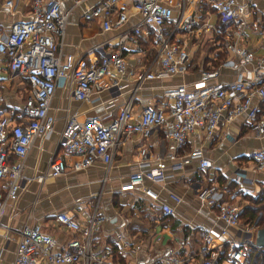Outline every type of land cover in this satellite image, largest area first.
I'll list each match as a JSON object with an SVG mask.
<instances>
[{"label":"built area","instance_id":"1","mask_svg":"<svg viewBox=\"0 0 264 264\" xmlns=\"http://www.w3.org/2000/svg\"><path fill=\"white\" fill-rule=\"evenodd\" d=\"M13 1L3 0V4L11 7ZM80 1L73 0V4ZM210 3L222 22L234 19L229 33L194 11H186L184 0H97L84 5L80 11L82 20L97 19L102 29L117 28L124 23L126 4L139 16L136 22L118 31L116 48L100 56L60 49L69 8H63L59 0H29L28 16L12 20L7 29H0V62L3 61L9 74L26 80L20 121L12 122L8 111L0 109V216L4 204L14 200L22 186L23 159L32 139L37 134L46 138L52 130L54 115L49 111V101L55 88L67 81L72 96L82 100L88 99L94 89L118 86L122 74L134 80L131 92L139 88L143 79L179 75L187 66L188 48L184 39L178 40L177 33L214 35L225 56L213 66L201 69L188 82L180 80L165 85L162 95L166 103L155 105L146 101L133 120L129 109L132 93L105 123L94 114L78 118L74 112L65 113L59 134L60 154L50 158L49 175L63 172L67 166L79 169L97 159L104 169L103 180L112 156L133 132L145 139L155 130L170 143V149L148 157L142 143L134 167L117 188L135 191L150 202L158 201L159 209L170 213L173 206L158 199V189L171 173L195 161L197 173L203 176L202 171L211 164L200 146L182 150L191 134L206 139L222 122L241 117L254 135L264 137V52H253L239 41L242 15L249 0H210ZM135 35H143L152 52L143 67L136 69L127 66V55L121 49ZM235 66L238 68L232 78L209 80L221 67ZM10 154L13 155L9 157ZM66 155L77 157L66 159ZM248 156L264 181V142L249 150ZM161 159L168 163L162 164ZM233 178L238 182L239 173ZM193 190L198 207L211 211L210 223L200 227L199 243L193 252L177 253L178 242L159 257L158 264H241L252 247L264 252V247L254 243L256 226L240 220L236 200L217 198L215 181L197 182ZM165 195L173 202L182 200L171 190ZM53 218L72 232L61 247L54 249L53 236L43 231L39 222H24L17 229L11 264H113L107 253L93 248L92 233L101 220L96 204L84 221L64 210L54 211ZM144 264L153 263L149 260Z\"/></svg>","mask_w":264,"mask_h":264},{"label":"crops","instance_id":"2","mask_svg":"<svg viewBox=\"0 0 264 264\" xmlns=\"http://www.w3.org/2000/svg\"><path fill=\"white\" fill-rule=\"evenodd\" d=\"M59 1L63 8H69L60 45L63 52L90 56L107 53L116 48L118 31L136 22L139 17L133 7L126 4L127 18L124 23L117 28L102 29L97 19L84 21L80 17L81 8L97 0H81L77 4H73V0ZM184 2L186 11H194L199 17L207 18L216 26L224 27L226 31L234 25V19L225 22L219 19L210 0ZM28 11L29 0H14L11 7H6L3 0H0V29H7L12 20L26 18ZM242 17L244 22L239 37L241 45L253 52H264L263 0H249L248 8ZM176 36L178 40L184 39L188 48L187 66L179 75L143 79L139 88L131 92L134 80L128 74H122L118 86L94 89L88 99L82 100L72 96L67 81L55 88L49 101V111L54 115L52 130L46 138L37 134L32 139L23 159L22 186L16 198L3 206L0 216L1 264H11L17 229L22 223L39 222L41 229L53 236L54 249H59L72 232L55 221L53 212L64 210L78 221H84L94 204L96 212L101 216L97 228L92 233L94 250L107 253L113 264H144L149 260L158 264L159 257L177 246L178 242L180 247L176 250L177 253L193 252L199 243L200 227L210 223L211 211L206 207H198L194 197L193 187L197 182L215 181L218 199H231L236 195V191L242 188L253 192L259 184L264 183L261 181L262 173L248 156L249 150L264 142V137L254 135L241 117L222 122L215 133L206 139L201 140L196 134L190 135L182 150L200 146L203 154L211 160V164L202 171L203 176L197 173L195 161L187 162L171 173L158 189V199L167 200L173 206L170 213L162 212L158 201L151 202L145 210H139L131 204V199L127 200L135 191H121L117 188L126 173L134 167L138 157L137 149L142 143L146 146L148 157L170 149V143L155 130L145 139L133 132L112 156L103 180L104 169L97 159L79 169L67 166L63 172L56 175H49L47 172L50 158L55 153L60 154L59 134L65 113L74 112L78 118L94 114L105 123L115 115L132 93L129 109L133 120L137 117L140 106L146 101L155 105L166 103L162 95L165 85L180 80L188 82L197 77L201 69L213 66L220 59L219 56L216 59L212 56L213 53L206 50L202 55L206 56L204 62L201 58L200 61L192 63L189 62L191 51L200 48L203 43H215L221 49L222 56L225 54L214 35L203 33L193 36L177 33ZM121 49L127 55V66L135 69L143 67L149 56L148 50H151L143 35H135L133 39L126 40ZM220 49L217 48L219 51ZM135 57L139 60L135 61ZM202 63L207 66L202 68ZM237 68L221 67L217 75L209 80L216 82L230 79ZM0 87L8 91L13 90V93L20 92L19 94L24 96L26 80L23 76L9 74L1 61ZM20 119L21 117H11L14 123ZM76 157L66 155V159ZM160 162L166 164L168 160L161 159ZM235 173H239L240 186L233 178ZM153 186L158 188V185ZM168 190L180 195L182 200L173 202L168 199L165 195Z\"/></svg>","mask_w":264,"mask_h":264},{"label":"rangeland","instance_id":"3","mask_svg":"<svg viewBox=\"0 0 264 264\" xmlns=\"http://www.w3.org/2000/svg\"><path fill=\"white\" fill-rule=\"evenodd\" d=\"M213 44L215 46H212ZM213 44L209 43V44H207L208 45L207 46L205 43H203L200 48H196L194 51H191L190 53H192V54H191V56H189L190 57L189 58V62L193 63L195 61H200L201 58H202V60L204 62V59L206 58V56L204 57L202 55H203L204 52H206V50H209L210 53H213L212 56L216 57V59H217V57L221 55V49L219 48V46L217 47L215 43H213ZM201 48H203V49H201ZM217 48L220 49V51L217 50ZM151 53H152L151 50L150 51L148 50V55H151ZM216 59H214V60H216ZM189 62H188V64H189ZM201 65H202V68L204 66H207L204 63H202ZM19 93L20 92L13 93V90H11V91L9 90L8 91L7 89H2L0 87V109H6L11 117H13V116H16L17 118L21 117V114L19 112V106H20L19 104H20L21 97L23 95H20ZM260 186L261 185L259 184L257 190H255L253 192L249 191L246 188L245 189H243V188L242 189H238L236 191V195H234L231 199L232 200H236L240 207H242L245 204L252 205V202L250 201L249 198H250V196L256 195V193H257L258 189L260 188ZM130 199H131L130 196L127 197V200H130ZM260 203L261 202H254L255 207H256L255 208V216L253 217L251 222L255 226H257V225L259 226L260 225V221H259L260 218L259 217L261 215H264V205H262ZM241 218L245 219L244 215ZM144 239H146V238H144ZM155 239H157V235H156Z\"/></svg>","mask_w":264,"mask_h":264},{"label":"trees","instance_id":"4","mask_svg":"<svg viewBox=\"0 0 264 264\" xmlns=\"http://www.w3.org/2000/svg\"><path fill=\"white\" fill-rule=\"evenodd\" d=\"M225 54L222 56V54L219 56L221 60ZM218 60V61H219ZM13 154H10L9 157H11ZM260 188L258 189L256 195L250 196V201L252 202V205L245 204L242 207H240L239 217L240 220L243 222H251L253 217L255 216V204L254 202H261L260 204L264 205V183L260 184ZM131 204L138 208L139 210H145L148 206H150L151 202L145 198L144 196L139 195L138 193H133L131 197ZM244 215L245 219H242L241 217ZM260 225L264 226V215H261L259 217ZM258 226V225H257ZM256 226V227H257ZM264 264V252L261 251L257 247H252L247 256L244 263L241 264Z\"/></svg>","mask_w":264,"mask_h":264},{"label":"water","instance_id":"5","mask_svg":"<svg viewBox=\"0 0 264 264\" xmlns=\"http://www.w3.org/2000/svg\"><path fill=\"white\" fill-rule=\"evenodd\" d=\"M254 243L264 247V226H257L254 231Z\"/></svg>","mask_w":264,"mask_h":264}]
</instances>
